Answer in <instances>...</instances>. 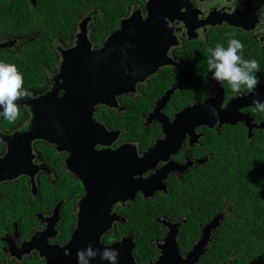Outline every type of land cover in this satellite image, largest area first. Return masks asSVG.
I'll list each match as a JSON object with an SVG mask.
<instances>
[{
  "label": "flooded vegetation",
  "instance_id": "obj_1",
  "mask_svg": "<svg viewBox=\"0 0 264 264\" xmlns=\"http://www.w3.org/2000/svg\"><path fill=\"white\" fill-rule=\"evenodd\" d=\"M148 1H132L113 24L111 0H0V62L16 65L26 92L16 102L15 118H0V264H78V254L89 246L96 251L90 264H109L102 259L105 249L117 251V264H177L178 255L191 264L232 261V257L223 260L222 248L212 254L222 222L231 214L228 200H215L218 210L206 222L191 225L185 205H178L176 199L187 195L192 181L200 180V172L213 160L211 136L244 123L231 125L218 119L213 127L199 125L194 142L188 131L182 136L171 130L169 143L158 146L167 137L160 117L172 125L183 110L218 93L208 67L195 77L182 72L191 65L187 44L223 39L225 45L237 39L244 45L245 59H250L251 46L264 49V0H178L180 16L187 21L168 19L172 46L167 63L140 81L136 91L109 97L113 105L95 106V124L82 117L74 98L64 101L68 92L64 87L58 99L65 103L54 107L49 118L48 93L55 85H64L60 75L64 54L85 35L94 49H100L133 12L147 17ZM50 5L59 7L62 24L49 39ZM103 18L105 23H98ZM99 26L108 30L100 32ZM259 66L261 70L254 75L264 86V64ZM165 74L170 76L158 83L166 89L153 100L147 98L153 79ZM218 86L225 92L223 107L241 96L227 83ZM172 88L162 111L153 114L157 101ZM257 88L258 83L250 93ZM132 99L141 100L143 109L139 106L140 112L134 115V128L127 120ZM145 99L152 101L147 111ZM255 109L245 106L239 111L261 123L264 119L257 118ZM193 123L192 119L184 122ZM81 126L87 129L83 136ZM257 131L264 129L256 128L254 134ZM89 140L98 141L86 143ZM113 179L119 184L111 203L110 191L105 189ZM146 213L150 215L147 221ZM218 214H223L220 225L207 230L208 222ZM74 233L72 263L67 245Z\"/></svg>",
  "mask_w": 264,
  "mask_h": 264
},
{
  "label": "water",
  "instance_id": "obj_2",
  "mask_svg": "<svg viewBox=\"0 0 264 264\" xmlns=\"http://www.w3.org/2000/svg\"><path fill=\"white\" fill-rule=\"evenodd\" d=\"M178 2V0H149L146 4L147 17H143L140 11L133 12L131 16L122 21L118 30L109 35L100 49H94L86 35L79 38L78 45L64 54L63 68L60 74L63 75L64 85H55L48 93L49 118H51L54 107L60 106L66 101L70 103L74 98L73 102L83 112L82 117L88 123L95 124V106L101 103L113 105V101H107L109 97L116 98V95L136 91L140 81L148 78L161 65L168 62L167 52L172 46L171 29L167 25L168 19L181 18L187 21L186 17L180 16ZM188 25L190 26V23ZM192 29L193 27H190V30ZM63 87L68 91L64 98L65 102L58 99ZM215 87L218 88V93L214 98H208L204 103L186 108L172 121V125L167 118L160 117L167 137L158 141V146L169 143L171 130L182 136L188 131L192 135V142H194L196 139L195 127L202 124L213 127L218 119L221 123L231 125L242 121L248 128L249 139L253 138L256 128L264 129V121L257 123L252 115L239 111L245 106H255L254 99L264 100V86L260 80L257 92L233 97L225 107L222 106L225 95L224 88L218 86V83ZM173 92L174 88L168 90L157 101V107L153 114L162 111ZM37 117L40 120L41 115L39 114ZM191 119L194 121L192 125L184 124L185 121L191 122ZM86 132L87 129L81 126V135L83 136ZM182 138H179L178 146L181 144ZM84 141L82 140V143ZM97 141L89 140L86 143H96ZM108 184L110 188L105 190L110 191L108 198L111 203H114L117 198L114 190L118 187L119 180L113 179ZM89 190L91 191V189ZM222 217L223 214L216 215L208 222L206 229L211 230L219 226ZM174 236L175 231L172 233V238ZM76 239L77 235L74 233L67 245L72 263ZM175 262L191 264L190 259H183L180 255L177 256Z\"/></svg>",
  "mask_w": 264,
  "mask_h": 264
},
{
  "label": "trees",
  "instance_id": "obj_3",
  "mask_svg": "<svg viewBox=\"0 0 264 264\" xmlns=\"http://www.w3.org/2000/svg\"><path fill=\"white\" fill-rule=\"evenodd\" d=\"M134 0H111V17L113 24L118 20L120 13L125 12L127 6ZM82 13V10L79 14ZM110 17V18H111ZM60 9L56 5H50L47 12L49 39L53 35L54 28L62 24ZM98 23H105V19ZM110 25L109 27H113ZM100 32H106L105 27H96ZM223 39L217 42L194 44L186 46V53L191 62L189 71H182L197 76L208 66V49L222 44ZM225 47L227 44L224 45ZM248 57L264 64V49L252 47ZM243 51V50H242ZM50 64L55 58L52 57V49L48 46ZM191 53V55L189 54ZM170 74L162 75L153 79L154 86L147 88V98L154 99L163 92L166 87L158 83ZM168 86V85H166ZM141 100L130 101V113L128 114L129 126L134 128L133 118L142 109ZM151 100L145 99L144 110L147 111ZM140 106V108H139ZM254 114L259 120L264 119V112L257 109ZM220 135V137H217ZM208 144L212 146L213 160L202 169L200 180H193L192 187L186 191V196L177 197L178 205L184 204L185 211L190 218V224L206 222L212 213L218 210L215 200H228L231 214L224 218L218 233L219 240L212 248V254L224 251L223 260L228 264H264V131H257L252 139L248 138L247 128L243 125L225 127L221 134L211 136ZM208 198L214 200L207 201ZM220 204H222L220 202ZM215 205V207H214ZM146 221L150 217L145 214ZM233 254H236L233 256ZM212 264V263H211Z\"/></svg>",
  "mask_w": 264,
  "mask_h": 264
},
{
  "label": "clouds",
  "instance_id": "obj_4",
  "mask_svg": "<svg viewBox=\"0 0 264 264\" xmlns=\"http://www.w3.org/2000/svg\"><path fill=\"white\" fill-rule=\"evenodd\" d=\"M243 47L239 40L230 39L226 47L218 43L208 49L207 66L211 78L218 84H229L237 95H245L256 88L258 79L254 73L261 70L258 61L243 57ZM25 95L23 75L16 65L0 62V118L14 119L18 114L16 102ZM253 103L257 110L264 112V100L254 99ZM95 255L96 251L89 246L78 254V264H90ZM117 256L115 249H105L102 259L117 264Z\"/></svg>",
  "mask_w": 264,
  "mask_h": 264
}]
</instances>
